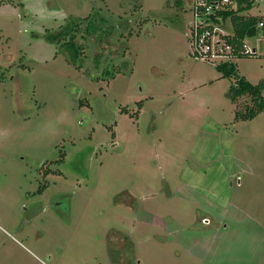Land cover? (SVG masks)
I'll use <instances>...</instances> for the list:
<instances>
[{"label":"rangeland","instance_id":"obj_1","mask_svg":"<svg viewBox=\"0 0 264 264\" xmlns=\"http://www.w3.org/2000/svg\"><path fill=\"white\" fill-rule=\"evenodd\" d=\"M190 1L0 0V264H264V112L234 121ZM94 14L77 68L47 36ZM231 62L259 83L264 43Z\"/></svg>","mask_w":264,"mask_h":264},{"label":"trees","instance_id":"obj_2","mask_svg":"<svg viewBox=\"0 0 264 264\" xmlns=\"http://www.w3.org/2000/svg\"><path fill=\"white\" fill-rule=\"evenodd\" d=\"M235 9L222 11L220 21L218 22L225 28V22L229 21L232 34L227 37V41L233 45L239 46L245 39L255 38L260 32L258 29L259 17L241 15L243 10L252 7L254 0H231ZM103 19L94 14L84 19L70 20L56 33L47 36L49 42L53 43L59 48L68 64L80 68L83 64V59L86 57L84 49L85 46L77 43V37L80 32L82 24L86 25V37H90L95 33L94 39L96 42L102 43V39L109 38V32L100 34L94 28L95 23L102 24ZM264 32V31H263ZM92 37V36H91ZM101 37V38H100ZM103 54V53H102ZM246 58V57H237ZM96 63L99 64L100 57L95 58ZM216 68L226 76H233V85L228 93V98L235 106L234 121L248 122L255 119L259 114L264 112V80L257 84L249 83L243 76H239L236 72L232 62L221 63ZM120 71H117V73Z\"/></svg>","mask_w":264,"mask_h":264},{"label":"built area","instance_id":"obj_3","mask_svg":"<svg viewBox=\"0 0 264 264\" xmlns=\"http://www.w3.org/2000/svg\"><path fill=\"white\" fill-rule=\"evenodd\" d=\"M235 9L231 0H191L190 11L193 24L189 27V45L195 59L221 64L231 62L237 57H255L259 55L260 45L264 43V13L259 17L255 44L250 45L248 39L239 46L227 41L232 33L224 32L218 22L222 11ZM253 46V47H252Z\"/></svg>","mask_w":264,"mask_h":264},{"label":"flooded vegetation","instance_id":"obj_4","mask_svg":"<svg viewBox=\"0 0 264 264\" xmlns=\"http://www.w3.org/2000/svg\"><path fill=\"white\" fill-rule=\"evenodd\" d=\"M203 222V225H208L210 221L207 218H202L201 223Z\"/></svg>","mask_w":264,"mask_h":264},{"label":"crops","instance_id":"obj_5","mask_svg":"<svg viewBox=\"0 0 264 264\" xmlns=\"http://www.w3.org/2000/svg\"><path fill=\"white\" fill-rule=\"evenodd\" d=\"M231 33H232V32H231ZM243 77H244V76H243ZM246 77H247V76L245 75V77H244V78L246 79ZM246 80H247V79H246ZM248 82H249V81H248ZM249 83H250V82H249ZM253 120H254V119H253ZM253 120H252V121H253Z\"/></svg>","mask_w":264,"mask_h":264}]
</instances>
